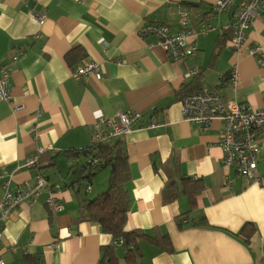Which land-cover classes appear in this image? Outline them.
<instances>
[{
	"label": "crops",
	"instance_id": "0c3cea01",
	"mask_svg": "<svg viewBox=\"0 0 264 264\" xmlns=\"http://www.w3.org/2000/svg\"><path fill=\"white\" fill-rule=\"evenodd\" d=\"M215 1L0 0V68L11 54L22 53L10 65L11 100L0 101V199L6 181L11 191L31 181L33 171L24 164L38 148L43 149L39 170L47 180L34 202L23 201L4 220L5 264H105L100 260L103 248L113 243L111 234L79 217L84 201L106 188L108 166L79 179L87 158L78 152L89 146L95 122L127 111L140 117L132 132L120 137L129 196L124 227L169 239L167 247L138 240L136 263L264 264V126L259 180L252 183L223 164L220 122L200 129L185 121L178 97L180 88L191 84L196 91L207 87L223 99L264 110V64L248 53L251 46L264 53V10L252 19L238 53L231 44L236 3L217 13ZM35 12L45 14L43 23ZM183 12L198 50L174 62L154 36L141 37L138 30L143 22H154L177 31ZM77 48L81 56L67 59ZM86 61L98 62L101 76L72 78L70 70ZM233 66L235 91L228 84ZM192 67L200 73L185 77ZM165 167L176 171V179L203 183L192 208L182 189L163 202ZM51 189L62 204L59 212L45 203ZM201 218L205 224H199ZM246 223L255 229L248 242L241 232ZM114 252L118 264H127L122 244H114Z\"/></svg>",
	"mask_w": 264,
	"mask_h": 264
},
{
	"label": "built area",
	"instance_id": "2783aa9c",
	"mask_svg": "<svg viewBox=\"0 0 264 264\" xmlns=\"http://www.w3.org/2000/svg\"><path fill=\"white\" fill-rule=\"evenodd\" d=\"M236 3V10L233 13L234 23L232 25L234 34L231 40L233 49L241 52L246 41V30L252 19L264 10V0H216L213 10L217 13L227 11L231 5ZM35 20L41 24L45 19L44 13L35 12ZM180 29L172 31L168 26L143 22L138 33L141 37L154 36L157 43L164 49L168 58L174 62H182L193 57L198 50L196 42L190 40L193 32L188 21V14L183 12L179 20ZM211 28V27H209ZM248 53L258 56L261 64H264V53L259 46H251ZM22 57V53L11 54L9 62L1 65L0 68V101L10 102L11 94L9 79L11 76L10 65L17 62ZM200 73L199 68H187L185 77L193 78ZM70 75L76 80L85 76L93 75L100 77V64L96 61H86L70 70ZM228 84L233 91L238 86V72L233 66L228 72ZM182 117L189 123L196 124L200 129L209 127L213 120L220 122L218 144L222 149V160L226 166L234 168L238 175L245 177L254 183L259 180L257 161L260 152V132L264 126V110L253 109L245 102L237 98L231 100L223 99L217 92L203 87L194 93L185 95L181 100ZM140 117L139 114L127 112H117L113 117L100 118L93 124L89 135V149L94 148L109 139L121 137L133 130L134 121ZM151 122L149 125H155ZM43 149L38 148L31 153L26 161L25 167L33 171L30 182H26L23 187L16 191H11L9 182H5L4 193L0 199V243L3 238V222L9 217L19 204L23 201L34 202L40 195L43 188L47 186L46 177L39 170V159ZM100 157L92 153L87 158V166H97L100 164ZM56 188H59L56 185ZM86 191H90V185L86 186ZM46 205L53 212L62 210V204L57 191H48ZM116 243L122 244L123 240L118 239ZM56 247V243L50 245L51 249ZM0 264H5L0 256Z\"/></svg>",
	"mask_w": 264,
	"mask_h": 264
},
{
	"label": "trees",
	"instance_id": "16d2710c",
	"mask_svg": "<svg viewBox=\"0 0 264 264\" xmlns=\"http://www.w3.org/2000/svg\"><path fill=\"white\" fill-rule=\"evenodd\" d=\"M78 50L77 48L69 51L66 58H74L77 54L81 56ZM190 85L191 84H186L180 88L178 92L180 100L185 95L196 92L193 87L189 88ZM86 151V158H88L90 154L96 153L101 161L97 166H87L85 164L87 167L83 166L84 169L82 167L79 168L77 171L79 179L90 178L101 167H109V177L106 188L93 198L84 201L79 217V219H86L98 223L102 231L111 234L113 238V243L103 248V258L100 261L105 264H118V259L114 252V244H116L118 239L123 240L122 245L125 251L124 257L127 264H138L136 263L137 258L140 257L137 247L138 240H146L165 247L169 246L168 237L158 232L149 235L139 229L125 230L124 226L129 203L125 182L128 179V174L126 171V154L120 137L109 139L98 144L94 148L89 149L88 146ZM85 169L88 170V173L85 172ZM165 173L166 180L161 191L163 202H170L176 199L181 194L182 189L187 195L189 205L192 208L195 205L196 196L203 190V183L196 180L190 182L187 178L182 177L176 179V171L174 169L171 170L165 167ZM180 182L182 183V188L179 186ZM199 224H205V219L201 218ZM254 231V226L249 223H246L241 230V232L245 234V240L247 242Z\"/></svg>",
	"mask_w": 264,
	"mask_h": 264
},
{
	"label": "water",
	"instance_id": "95a60500",
	"mask_svg": "<svg viewBox=\"0 0 264 264\" xmlns=\"http://www.w3.org/2000/svg\"><path fill=\"white\" fill-rule=\"evenodd\" d=\"M78 153H81V154H87V151L86 150H84V151H81V152H78Z\"/></svg>",
	"mask_w": 264,
	"mask_h": 264
},
{
	"label": "rangeland",
	"instance_id": "374dc122",
	"mask_svg": "<svg viewBox=\"0 0 264 264\" xmlns=\"http://www.w3.org/2000/svg\"><path fill=\"white\" fill-rule=\"evenodd\" d=\"M106 172H109V168L108 167H106V169H104Z\"/></svg>",
	"mask_w": 264,
	"mask_h": 264
}]
</instances>
